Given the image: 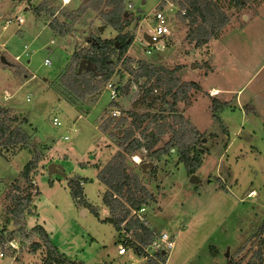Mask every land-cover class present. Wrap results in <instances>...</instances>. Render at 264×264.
Returning <instances> with one entry per match:
<instances>
[{"label": "rangeland", "instance_id": "obj_1", "mask_svg": "<svg viewBox=\"0 0 264 264\" xmlns=\"http://www.w3.org/2000/svg\"><path fill=\"white\" fill-rule=\"evenodd\" d=\"M45 1L54 16L48 11L37 16L36 9ZM90 1L0 0L2 19L25 20L21 29L0 27V111H6L3 118L13 120L12 129L20 126L25 130L31 145H39L44 155L31 179L32 203L24 219L30 235L25 240L17 234L11 211L14 197L27 195L23 190L28 185L21 173L33 157L32 149L0 147V253L5 255L0 264H43L46 250L39 236L32 233L37 227L45 229L59 253L74 264H138L132 255L119 253L125 236L106 223L111 218L104 204L109 190L98 181V174L119 151L110 131L104 134L101 125L110 119L116 123L127 119L129 124L135 119L143 121L144 130L147 115L165 117L159 123L166 132L152 149H142L132 158L131 167L155 166L142 177L153 197L144 208L151 229L175 238L168 264L242 260L247 264L259 244L255 234L264 225V0H240V4L210 0L220 7L229 24L218 39L200 48L190 39L193 28L179 19L176 5L169 6V18L177 29L164 44L150 45L144 40L151 15L164 0H121L119 9L125 16L122 32L107 26L102 33H93L104 24L100 12L91 10L79 21L70 22L66 37L51 30L53 18L67 21L63 13L77 12ZM129 35L133 41L127 51L112 48L110 53L120 92L116 100L106 90L108 83L101 84L100 91L85 102L61 85L60 77L68 67L79 70L76 56L95 53L91 37L115 42ZM140 63L165 70L161 82L157 77L148 82L146 77L138 80ZM98 80L92 79V85ZM174 84L175 93L189 88V103L179 102L175 112L198 133L197 140L190 139L193 153L188 165L178 146L160 160L153 159L171 144L173 131L179 129L173 114L166 111L173 104L172 97H165L167 88ZM140 86L142 94L137 92ZM145 91H150L149 96ZM56 119L59 126L54 125ZM156 132L153 130V135ZM142 137L136 134V138ZM52 163L63 165L67 177H50ZM192 169L201 184H190ZM72 179L82 180L84 201L97 209L99 218L72 198ZM126 211L130 205L123 200L116 216ZM12 235L17 238L14 250L7 242ZM35 245L40 248L34 253Z\"/></svg>", "mask_w": 264, "mask_h": 264}, {"label": "trees", "instance_id": "obj_2", "mask_svg": "<svg viewBox=\"0 0 264 264\" xmlns=\"http://www.w3.org/2000/svg\"><path fill=\"white\" fill-rule=\"evenodd\" d=\"M120 1L121 0H92L84 4L77 12L70 14L63 13L67 21L61 22L57 17L53 18L50 28L57 36L66 37L71 31L70 22L79 21V19L91 10L100 12V21L105 27L110 26L116 31L122 32L125 16L119 9ZM235 1H239L240 4V0ZM163 2L162 5H167V2H169L178 7V17L183 23L188 22L193 28L190 39L196 42L198 48L204 47L211 41L218 39L229 24L228 18L220 7L210 0H164ZM48 3L49 1H45L36 9L37 16H42L47 11L48 14L54 16L55 11L49 12ZM162 7L163 6H161V8ZM103 8L106 10L103 11ZM90 40H92L91 47L95 50V53L87 56L81 55L75 57L77 63H81L82 61H90L92 63V67L89 69L88 73H79L78 69L76 70L73 66H70L60 77L61 85L82 102H85L88 98L94 97L100 91L101 84H107L116 77V69L110 58L112 48L116 49L115 42L101 41L92 37ZM116 41L121 42L122 49L120 51L125 52L128 50L130 42L132 43L133 37L130 35L120 36ZM130 72H133V70L130 69ZM165 73V70H155L151 65L140 63V68L136 77L138 80L146 77L145 79L147 82L149 79L157 77V82L160 83L161 76ZM96 78L99 80L97 85L94 86L92 85V79ZM161 85L163 84H160V86ZM170 86L171 87L167 88L165 97H172L173 104L166 109V111L173 114V118L176 124H178L179 129L176 132L173 131L174 137L171 144L168 145L164 151L156 152L153 159L160 160L161 156L170 154L172 150L178 146L184 162L188 165L189 157L193 153L190 139L197 140L196 137H198V133L193 130L183 117L176 114L175 106L181 101H188L189 103V100H186L189 88L186 89L182 87L175 93L173 89L177 85L174 84ZM145 93L146 96H149L150 91H145ZM6 113V111H0V147L8 148L21 146L22 149H20V151H29L32 149L33 154L31 161L25 166L21 173V177L25 184L28 185L23 190L27 195L26 197L22 195L15 196V207L14 210L11 211L15 220V225L18 228L17 234L20 235L19 237L25 238L26 240L30 233L27 232L24 219L32 203L31 191L34 189L31 179L33 174L39 169L40 163L44 160V155L39 145L35 144L34 147L31 145V138L25 130L21 129L20 126L12 129L11 123L13 120L3 118ZM144 119V121H147V126L144 130H142L143 121L141 120L138 123L135 119L130 124L127 119H123L117 123L115 119H110L107 123L101 125V131L104 134H108L110 131V135L118 143L119 150L113 160H111L98 174V181L109 190L104 198V204L109 208L111 218L108 219L106 223L112 224L116 231L120 232L122 231V225L127 222L124 230L127 233L132 230L134 231L135 240L129 243V245L132 244L134 248H137L135 242H149L153 233L149 228L141 225L139 221H128L130 211L122 213L119 218L116 216V213L123 207V200L130 205V209L140 210L145 207L149 200L153 199V197L147 193L142 183V177L145 176L142 165L136 166L138 170H133L131 167V159L138 156L142 149H152L166 132L165 127L159 123V119L166 120L165 117H158L157 115L151 117V115H147ZM216 121L221 123V119L218 117ZM125 127L126 129H123ZM153 130L157 131L155 135L152 133ZM137 133L142 134V139L144 141L136 138ZM0 158H2V155H0ZM129 167L132 169L131 171H129ZM195 173L196 171L194 169L190 171L191 175ZM81 181V179H72L70 181L69 187L72 198L84 207L91 209L95 216L99 218L97 209L84 201V190L81 186ZM32 233L39 236L42 246L46 250V258L43 264H74L59 253L58 248L53 244L45 229L37 227ZM15 237V235H12L8 238L7 242L15 241L17 239ZM255 238H258L259 244L256 246L257 250L252 259L247 264H264V225L256 232ZM39 248V245H35L32 247V250L35 253ZM151 264L157 263L151 262ZM232 264H243V260L238 263L232 262Z\"/></svg>", "mask_w": 264, "mask_h": 264}, {"label": "built area", "instance_id": "obj_3", "mask_svg": "<svg viewBox=\"0 0 264 264\" xmlns=\"http://www.w3.org/2000/svg\"><path fill=\"white\" fill-rule=\"evenodd\" d=\"M161 6H163L161 8ZM169 6H172L171 3L167 2V5H159L155 12L151 15V23H149V29L147 35L152 40V45H163L164 41L171 36L172 32L177 29V27H174L172 25V20H170V8ZM178 14V13H177ZM150 17V15H147V19ZM0 27H2L4 30H7L10 26L15 25L18 29H21L23 25L25 24V20L23 17H18L14 20H4L0 17ZM160 52H163V47L160 46ZM152 51H148L149 54H151ZM46 64L49 65L50 62L47 60ZM117 80L112 79L107 84L106 90L110 92V96L112 100H116L119 97V88L118 84L116 82ZM144 91L143 86H140L137 88L138 94H142ZM55 126H59L60 123L56 119L54 121ZM70 138L67 136L65 137V140L68 141ZM146 212L147 209L144 207L140 210H133L130 209V218L128 221H139L141 225H144L145 227L149 228L151 232L153 233V236H151L149 242H135L137 245V248L132 247V244L129 245L130 242H133L134 239V231L127 233L124 230V227L126 226L127 222H125L122 225V231L118 232V235L124 234L125 240L123 242V246L121 247L119 253L120 255H132L134 259H137L138 264H143L144 262L151 264V262L157 263V264H168V258L170 257L172 251L175 248V238L171 237L168 233L164 231H155L151 229L148 226V223L146 221ZM9 248L11 250L16 249L15 244L13 242L9 243ZM5 258V255L3 253H0V260H3ZM127 264H134L133 261H129Z\"/></svg>", "mask_w": 264, "mask_h": 264}, {"label": "water", "instance_id": "obj_4", "mask_svg": "<svg viewBox=\"0 0 264 264\" xmlns=\"http://www.w3.org/2000/svg\"><path fill=\"white\" fill-rule=\"evenodd\" d=\"M105 29H106V27L104 26V27H100L98 30H94L92 32L95 33V34L98 33V32L102 33ZM144 40L147 43H149L150 45L153 44L151 38L148 35L144 36ZM91 67H92V63L90 61H82L80 66H79V70L78 71H79V73H82L83 71L89 70ZM116 82H118V81H116ZM72 157L75 160H77V157L74 154H72ZM154 167L155 166H154L153 163H149V164L146 163V164L142 165V170H143L144 173H146L148 169L153 170ZM48 173H49L50 177H53V176H59V177H63V178L67 177V175L65 173V168L63 167V165H60V164H57V163H52V164L49 165ZM190 184L196 186V185L201 184V181L196 175H193L191 177V179H190ZM29 212H31V211H29ZM228 256L229 255H227V257Z\"/></svg>", "mask_w": 264, "mask_h": 264}, {"label": "flooded vegetation", "instance_id": "obj_5", "mask_svg": "<svg viewBox=\"0 0 264 264\" xmlns=\"http://www.w3.org/2000/svg\"><path fill=\"white\" fill-rule=\"evenodd\" d=\"M115 46H116V49H119V50L122 49V44L120 41H115Z\"/></svg>", "mask_w": 264, "mask_h": 264}, {"label": "bare ground", "instance_id": "obj_6", "mask_svg": "<svg viewBox=\"0 0 264 264\" xmlns=\"http://www.w3.org/2000/svg\"><path fill=\"white\" fill-rule=\"evenodd\" d=\"M71 0H66V3H69ZM214 95H218V93L214 94Z\"/></svg>", "mask_w": 264, "mask_h": 264}, {"label": "crops", "instance_id": "obj_7", "mask_svg": "<svg viewBox=\"0 0 264 264\" xmlns=\"http://www.w3.org/2000/svg\"><path fill=\"white\" fill-rule=\"evenodd\" d=\"M218 89V88H217ZM218 90H220V89H218ZM222 91V90H221Z\"/></svg>", "mask_w": 264, "mask_h": 264}]
</instances>
